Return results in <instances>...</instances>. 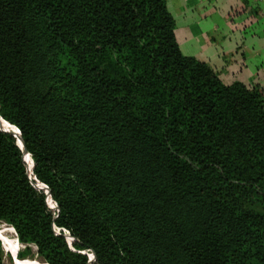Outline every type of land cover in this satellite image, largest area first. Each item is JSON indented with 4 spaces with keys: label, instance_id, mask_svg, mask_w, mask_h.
I'll use <instances>...</instances> for the list:
<instances>
[{
    "label": "trees",
    "instance_id": "16d2710c",
    "mask_svg": "<svg viewBox=\"0 0 264 264\" xmlns=\"http://www.w3.org/2000/svg\"><path fill=\"white\" fill-rule=\"evenodd\" d=\"M0 118L33 164L0 127L18 260L264 264V97L183 55L165 0H0Z\"/></svg>",
    "mask_w": 264,
    "mask_h": 264
},
{
    "label": "crops",
    "instance_id": "0c3cea01",
    "mask_svg": "<svg viewBox=\"0 0 264 264\" xmlns=\"http://www.w3.org/2000/svg\"><path fill=\"white\" fill-rule=\"evenodd\" d=\"M165 5L175 32L202 51L197 53L224 84L257 87L264 97V0H165Z\"/></svg>",
    "mask_w": 264,
    "mask_h": 264
},
{
    "label": "rangeland",
    "instance_id": "374dc122",
    "mask_svg": "<svg viewBox=\"0 0 264 264\" xmlns=\"http://www.w3.org/2000/svg\"><path fill=\"white\" fill-rule=\"evenodd\" d=\"M245 24H246V22H245ZM177 27H178V24H177ZM175 33H176L177 41H178L179 44H180V47H181V48L183 47V45H182V43H183V44L185 45L186 49L188 50V55H189V56H192V57H194V58H196V59H198V60H200V61L207 62V60H206L207 58L205 57L204 54H199V53H197V52H202L200 49H199V51H198L197 48L193 47L192 45H189V43H188L186 40H184V34H183V33H180L179 31H176ZM183 51H184V50H183ZM184 53H186V52H184ZM207 64H208V63H207ZM0 226H3L4 229H5V226H7V225H4L3 223H0ZM7 227H9V226H7ZM10 228H11V227H10ZM11 236H13V237L16 238L15 234H13V235H11ZM1 242H2V241H1ZM2 248H3V244H2ZM23 249H24V246L21 245L20 249L16 251V257H14V256H12V255L6 253V252L4 251V249H3L4 254H5V255H4V263H5V264H14V260H16V261H20V262L37 261V262H39V263H44V262H42L40 259H38V258L36 257V255H35V248H34V247H32V250H33V253H34V256H33V257H29V258H26V259H24V260H18V259H17V253H18L19 251H22ZM32 259H33V260H32ZM15 264H17V263H15Z\"/></svg>",
    "mask_w": 264,
    "mask_h": 264
},
{
    "label": "water",
    "instance_id": "95a60500",
    "mask_svg": "<svg viewBox=\"0 0 264 264\" xmlns=\"http://www.w3.org/2000/svg\"><path fill=\"white\" fill-rule=\"evenodd\" d=\"M0 120H2L1 118H0ZM3 121V120H2ZM3 122H5V121H3ZM7 125H9V126H11L12 128H14L15 129V132H11V131H8V130H6L7 132H9L13 137H15L16 138V140H17V144H18V146H19V148L22 150V152H23V155H24V161H25V163H26V166H27V171L30 173L31 172V168H32V161H31V159H30V157H29V155L27 154V152L25 151V149H24V147H23V145H22V142H21V140H20V137H19V132H18V130L14 127V126H12V125H10V124H8L7 122H5ZM30 160V164H29V161ZM33 186L35 187V188H37L38 190H43L44 192H45V194H46V197H47V204L49 205V206H51L53 209H55V206L53 205V203L51 202V200H50V193H49V190L47 189V187H45L43 184H41V183H37V184H33ZM48 200H50V202L48 201ZM12 230H13V228H12ZM14 231V230H13ZM55 232L58 234L59 233V231L57 230H55ZM14 234H15V232H14ZM16 235V234H15ZM65 238H66V240L68 241V243L70 244L71 243V240H70V237H69V235L67 234V233H64V235H63ZM17 240V239H16ZM18 242V241H17ZM14 257H16V254L14 255ZM88 257H89V264H91L94 260H95V255L93 254V253H91V254H88ZM15 262H16V260H14V264H15Z\"/></svg>",
    "mask_w": 264,
    "mask_h": 264
},
{
    "label": "bare ground",
    "instance_id": "6f19581e",
    "mask_svg": "<svg viewBox=\"0 0 264 264\" xmlns=\"http://www.w3.org/2000/svg\"><path fill=\"white\" fill-rule=\"evenodd\" d=\"M3 124L5 126L3 127L2 125H0V127L3 128V129H5V130H8L9 131V129L6 128V127H9V126L6 125L4 122H3ZM4 225H6V224H4ZM4 231H5V233H4ZM6 231H7V226H5V229H4L3 226H0V237H1L2 241H3V249H4L5 252H7V248H8V239L6 237ZM37 263H39V262H37ZM23 264H27V262H23ZM39 264H42V263H39Z\"/></svg>",
    "mask_w": 264,
    "mask_h": 264
}]
</instances>
